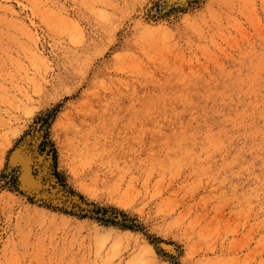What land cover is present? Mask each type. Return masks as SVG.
I'll list each match as a JSON object with an SVG mask.
<instances>
[{
	"label": "rangeland",
	"instance_id": "obj_1",
	"mask_svg": "<svg viewBox=\"0 0 264 264\" xmlns=\"http://www.w3.org/2000/svg\"><path fill=\"white\" fill-rule=\"evenodd\" d=\"M0 264H264V0H0Z\"/></svg>",
	"mask_w": 264,
	"mask_h": 264
},
{
	"label": "bare ground",
	"instance_id": "obj_2",
	"mask_svg": "<svg viewBox=\"0 0 264 264\" xmlns=\"http://www.w3.org/2000/svg\"><path fill=\"white\" fill-rule=\"evenodd\" d=\"M180 2H183V0H180ZM173 3V2H172ZM93 64V63H92ZM84 63H78L77 66H75L72 71L70 72V76L71 78H82L84 79V81L87 83V89L85 91V95L84 97L88 96V95H91L93 98L94 96L98 97L97 95V91L99 89H109V88H112V86H110L109 84V81L101 75V73L99 72L100 70L98 71H95L92 75V77L90 78V72H91V67L92 66H89L88 68H85V71L82 72V69L84 67ZM117 86L121 87V86H124L125 85V82L123 81V79L119 80L118 81V84H116ZM263 96V95H262ZM99 100L101 101V106H104L106 105V102H103L102 101V98H99ZM92 106V105H91ZM220 113V112H219ZM247 114V113H246ZM246 114H243V115H246ZM256 119V118H255ZM84 120V119H83ZM254 120V119H253ZM254 122V121H253ZM254 125V124H253ZM212 129V128H211ZM210 129V130H211ZM209 131V130H208ZM251 132V131H250ZM207 133V132H206ZM209 133V132H208ZM253 134V133H252ZM89 136V134H88ZM257 137V136H256ZM255 137V138H256ZM36 138V137H35ZM37 138H38V135H37ZM36 140V139H35ZM33 140V141H35ZM253 140V139H251ZM26 142V141H25ZM245 142V140H244ZM35 143V142H34ZM27 144V143H26ZM36 144V143H35ZM245 144V143H244ZM23 145V144H22ZM35 146V145H34ZM241 148V147H240ZM21 147L18 148L16 150V153L13 154V157L14 156H17L19 155L20 153H22L21 151ZM34 149V148H33ZM25 151V150H24ZM242 151V150H241ZM23 156V155H22ZM12 157V159H13ZM19 159V158H18ZM34 159V158H33ZM50 159V158H49ZM14 160V159H13ZM32 160V159H31ZM20 161V159H19ZM18 161V162H19ZM44 161V160H43ZM28 162V161H27ZM17 164V162H16ZM28 164V163H27ZM32 164V163H30ZM29 165V164H28ZM40 165V164H39ZM49 165V164H48ZM10 166V164H9ZM13 166V165H12ZM11 166V167H12ZM32 166V165H31ZM26 167V166H25ZM50 167V166H49ZM27 168V167H26ZM32 168V167H31ZM25 171V170H24ZM26 172V183H28V185L32 186V187H36L37 189H40V187H44V191L43 193L41 192V195L42 197L44 198H48L49 200H51L53 203H56V204H59V205H65L66 207H80L81 205L79 204L77 198H67L65 197V195L63 193H61V191L58 189V187L56 186V182L54 181V179L52 178V176L50 175L49 173V168L47 165H43V167L41 168V174H42V181H40L39 179H35L33 176H32V172H30V167L27 169ZM24 172V173H25ZM25 177V176H24ZM41 179V178H40ZM44 182V183H43ZM27 187V186H25ZM31 187V188H32ZM29 189V188H28ZM34 189V188H33ZM36 189V190H37ZM31 190V189H29ZM37 192H39L37 190ZM40 193V192H39ZM70 197V196H69ZM83 206V205H82ZM77 209V208H76ZM79 209V208H78ZM171 249L172 248H168V250L171 252ZM173 250V249H172Z\"/></svg>",
	"mask_w": 264,
	"mask_h": 264
}]
</instances>
